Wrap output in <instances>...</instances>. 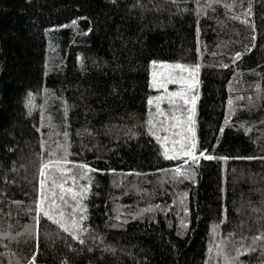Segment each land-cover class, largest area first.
<instances>
[{
	"label": "trees",
	"instance_id": "obj_1",
	"mask_svg": "<svg viewBox=\"0 0 264 264\" xmlns=\"http://www.w3.org/2000/svg\"><path fill=\"white\" fill-rule=\"evenodd\" d=\"M225 256L264 264V0H0V264Z\"/></svg>",
	"mask_w": 264,
	"mask_h": 264
},
{
	"label": "snow or ice",
	"instance_id": "obj_2",
	"mask_svg": "<svg viewBox=\"0 0 264 264\" xmlns=\"http://www.w3.org/2000/svg\"><path fill=\"white\" fill-rule=\"evenodd\" d=\"M249 7H251V6L249 5ZM235 55L237 57H239L240 56V53H236ZM153 63H156V62L153 61ZM178 66L179 67H182V68L184 67L183 65H178ZM195 67L198 69L199 68V65H196ZM175 95H182V94L181 93H176ZM194 100H195V97L192 98V102H194ZM150 102H151V98H150ZM187 102H188L187 101V98L185 97V103H187ZM149 123H151V121H149ZM195 144H196L195 139H192L191 142H190V144H188V143L182 144L181 145V150H180V152L177 153V155L193 156L194 155ZM165 155H167V153H165ZM200 155H203V153H200ZM59 163H61V162L60 161H57L56 162V164H59ZM47 166H48V168H52L54 166L53 165V162L52 161H48L47 162ZM85 167H87V166H85ZM61 170L62 171H68L67 169H61ZM176 171L177 172H180L181 170L180 169H177ZM187 171L188 170H184L185 173ZM40 175H41V177H43L45 175V164H43V163L40 165ZM44 183H45L44 179H41L40 180V184L43 185ZM44 215L45 216H49V212L47 210H44ZM49 218L51 219L50 216H49ZM56 223H58L61 228H65L66 231L71 232L74 237H76L77 239H80V237L73 230V228L67 227L64 223H61L60 221H56ZM72 223L75 224V221L73 220ZM75 226L76 227H79V225H75ZM243 250L244 251H248L249 249L248 248H244ZM239 251H240V249H237V253H239ZM225 264H235V262L232 259H230L227 256H225Z\"/></svg>",
	"mask_w": 264,
	"mask_h": 264
},
{
	"label": "rangeland",
	"instance_id": "obj_3",
	"mask_svg": "<svg viewBox=\"0 0 264 264\" xmlns=\"http://www.w3.org/2000/svg\"><path fill=\"white\" fill-rule=\"evenodd\" d=\"M188 86H190V87H191V84L189 83V84H188Z\"/></svg>",
	"mask_w": 264,
	"mask_h": 264
}]
</instances>
